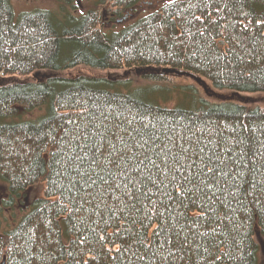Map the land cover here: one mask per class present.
<instances>
[{
    "label": "trees",
    "instance_id": "obj_1",
    "mask_svg": "<svg viewBox=\"0 0 264 264\" xmlns=\"http://www.w3.org/2000/svg\"><path fill=\"white\" fill-rule=\"evenodd\" d=\"M55 1L18 16L0 0V182L11 200L45 187L12 230L0 213V264H259L264 0H175L116 32L104 9L149 0L81 17ZM79 67L122 78L61 75Z\"/></svg>",
    "mask_w": 264,
    "mask_h": 264
},
{
    "label": "rangeland",
    "instance_id": "obj_2",
    "mask_svg": "<svg viewBox=\"0 0 264 264\" xmlns=\"http://www.w3.org/2000/svg\"><path fill=\"white\" fill-rule=\"evenodd\" d=\"M96 2L98 1L97 0H76V4H75L76 7L75 8L67 7V10L75 14L76 16L81 17L82 15L87 14L88 11H91L94 8H96ZM11 4L14 7L15 15H18V16H20L23 13L34 12L38 10L52 11L54 13H58L62 6L61 3H58L55 0H11ZM167 4H169V0H149L147 3L140 5L136 13L126 14L125 16L126 19H123V20H121L122 17L119 18L117 16H114V9H112L111 6L109 5L107 9H104V11L107 10L105 21H104L106 28L107 30H112L115 32L125 29L127 28V26H130L133 23H135L137 19L142 18L144 16H148V14L158 12L160 8H162L163 6ZM85 74H91V75L93 74V75H98V76L110 77L111 79H115V80L122 78L121 71L119 70L118 71H107L104 73L96 72L95 74L91 72L90 69H87L84 67H79L71 71L63 72V74L61 75L68 76V77H74V76H80V75H85ZM52 75H54L53 72L51 73L48 71H41L38 77L39 78L52 77ZM162 84L168 87H171L172 89L174 87L191 85L190 81L180 80V79H174L172 83L163 82ZM144 85L145 84L142 83V81L135 84L136 87H140ZM203 92L205 95H207L204 90ZM174 102L175 100L171 102V105H173ZM257 103L264 105V96H261V98L257 99ZM45 111H46L45 108L34 110L32 111V113H28V114L22 113L20 111V119L29 120V121L36 120V119L42 118L46 114ZM44 192H45L44 184H38L34 188H31L26 193H24L22 197L14 198L13 200H11L10 191H8L7 184L0 182V213L2 216V224H3L1 233L15 228L19 220L22 217H24L25 214L28 213L29 209L31 208L33 200H36L38 198H43ZM256 241L258 245H260V252L258 255L259 264H264V240L257 237Z\"/></svg>",
    "mask_w": 264,
    "mask_h": 264
},
{
    "label": "snow or ice",
    "instance_id": "obj_3",
    "mask_svg": "<svg viewBox=\"0 0 264 264\" xmlns=\"http://www.w3.org/2000/svg\"><path fill=\"white\" fill-rule=\"evenodd\" d=\"M169 2H173V0H169ZM202 15H204V13H202ZM209 19H210V17H209ZM152 165H153V167H158V165H156L155 164V161H149ZM141 163H143L142 161H141ZM165 168H167V162H165ZM161 171H164L163 169H161ZM208 171L209 172H212L213 170L212 169H208ZM137 172L138 173H140L141 175H142V169H137ZM165 175H167V173L165 172ZM94 183V182H93ZM138 182L137 181H135V180H132V181H130L129 183H126L124 186H123V188L124 189H129V187H130V185H131V189H130V191H123L122 190V195H125V196H127V195H129V194H131L133 197H135L136 196V192L138 191L136 188H135V185L137 184ZM153 183H155V181H153ZM161 183H163V181H161ZM121 186L120 185H117V188H120ZM141 195H143L146 199H149L150 197L148 196V194H147V192H144V193H141ZM118 199V198H117ZM133 206H135L134 204H133ZM149 219H150V217H148ZM159 231H160V229H157L156 230V234H158L159 233Z\"/></svg>",
    "mask_w": 264,
    "mask_h": 264
},
{
    "label": "water",
    "instance_id": "obj_4",
    "mask_svg": "<svg viewBox=\"0 0 264 264\" xmlns=\"http://www.w3.org/2000/svg\"><path fill=\"white\" fill-rule=\"evenodd\" d=\"M174 72H177V71H174ZM179 75H181V76H186V77H188V78H190L194 83H196V84H199V86L205 91V93L209 96V97H211V98H218V99H222V100H228L229 99V97L228 98H224V97H221L220 95H216V94H214L212 91H211V89L208 87V84H206L204 81H202V79H200V78H198V77H196V76H193V75H191V74H187V73H183V74H180V73H178ZM212 92V93H211ZM231 99H233V97L231 98ZM242 100V99H241ZM243 101V100H242Z\"/></svg>",
    "mask_w": 264,
    "mask_h": 264
},
{
    "label": "bare ground",
    "instance_id": "obj_5",
    "mask_svg": "<svg viewBox=\"0 0 264 264\" xmlns=\"http://www.w3.org/2000/svg\"><path fill=\"white\" fill-rule=\"evenodd\" d=\"M33 201H35V200H33Z\"/></svg>",
    "mask_w": 264,
    "mask_h": 264
}]
</instances>
